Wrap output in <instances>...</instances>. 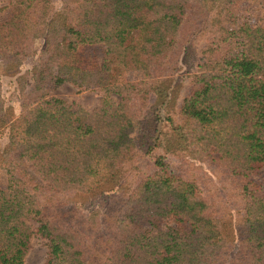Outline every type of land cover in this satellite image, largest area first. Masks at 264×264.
Returning a JSON list of instances; mask_svg holds the SVG:
<instances>
[{"label":"trees","instance_id":"trees-1","mask_svg":"<svg viewBox=\"0 0 264 264\" xmlns=\"http://www.w3.org/2000/svg\"><path fill=\"white\" fill-rule=\"evenodd\" d=\"M257 1L256 23L245 16L246 0H60L57 11L54 0L11 3L0 60L19 68L38 40L47 59L18 78L19 117L0 84V137L8 138L0 147V264H24L35 234L47 241L44 264H92V238L110 219L116 230L102 264H264V192L252 180L264 170ZM89 46L103 49L100 62L79 57ZM181 61L195 71L176 124L164 111ZM117 72L138 78L120 81ZM65 83L98 91L100 106L49 98ZM171 158L208 167L218 197ZM112 191L111 216L106 201L87 213L70 198L83 205ZM164 221L178 226L163 230Z\"/></svg>","mask_w":264,"mask_h":264},{"label":"rangeland","instance_id":"rangeland-1","mask_svg":"<svg viewBox=\"0 0 264 264\" xmlns=\"http://www.w3.org/2000/svg\"><path fill=\"white\" fill-rule=\"evenodd\" d=\"M16 0H0V7H7L6 11L4 13L0 14V23L8 20L12 15V7L11 3H14ZM245 5V13H247L245 16H248V18L252 21V23L258 22L259 18L262 16L263 9L262 5L257 0H246L244 3ZM54 6L55 10L57 11L60 6V0H54ZM194 39V38H193ZM196 45L194 46V51L198 54H200V50L204 48V41L203 38L197 37ZM34 49L36 50V54L30 56L27 58L23 64L15 69H11V65L8 59L0 60V84H1V90H2V96L5 101L6 106H11L14 110V114L16 117H19L21 114V100H20V90H19V83L18 78L22 75H24L27 72H31L35 66H44L46 64V54L43 52V41L38 40L35 45ZM79 57H81L86 62H92V63H98L102 60L103 57V49L99 46H89V47H82L79 49L78 52ZM184 58V57H183ZM188 63V62H187ZM186 62L181 61L179 65L177 66L176 71L168 77V83L170 85V89L168 91L169 98H168V108L164 113L165 116L167 114H171L174 118V122L178 124L180 122V117L178 116L179 109L182 105V102L184 98L189 94L191 89V81H192V75L194 74L193 66H187ZM194 63V62H193ZM118 76V80H127V81H135L138 78V75L133 72H123L116 74ZM49 98H59L67 103L75 104L76 106H79L86 110H94L100 106L101 103V93H99L96 90H80L78 87L72 85L71 83H65L62 86L58 87L56 90L52 91L49 94ZM118 99L117 97H115ZM170 111V113H168ZM137 127H134L132 130H130L131 136L136 135L137 133ZM8 144V138L6 136L0 137V147L3 149ZM172 159V158H171ZM178 159V157H177ZM173 161H176L175 165L176 167L180 168L183 172H188V175L192 177V175L195 177V179L199 182L200 186L203 188V190H206V192L210 195V197L214 196L217 198L218 196V189L219 185L215 183V180H213L209 176V172L207 171L209 168L206 167L203 163H201L199 160L195 161L193 160L194 166L186 163L180 162V160L172 159ZM144 161L142 163V171L149 172L152 169V164L148 158L143 157ZM207 169V170H206ZM28 172H31L30 169H28ZM208 172V173H207ZM136 173V171H135ZM222 178L225 179V177L222 176ZM254 183H257L258 186H260L262 192H264V170H261L258 172L253 178ZM226 181V179H225ZM7 185V175L5 171L0 170V187H5ZM115 191L107 192L103 196H101L98 200H92L88 203H83L82 198L79 196L70 195V198H74V200L77 201L75 206H81L82 209H84L85 212L89 213L95 208H97L100 204V202L106 201L108 202L104 208L108 207L110 199L115 195ZM79 201V202H78ZM222 199H218V203L220 206H222ZM229 201H227L228 203ZM111 203V202H110ZM224 204V203H223ZM231 205V203H229ZM74 206V205H73ZM73 206H68L70 210ZM114 210L116 208L115 204L110 205L108 209V215H110V210ZM224 209V208H223ZM115 222H112V219L108 221V225H106V229L102 235L97 236L95 238H92V243L90 247V260L92 264H102L104 258L103 254L106 252V246L105 243L110 238H113L116 227ZM184 226V229L188 230L189 227L187 224H181ZM32 226L34 229L37 228L36 223H32ZM178 224H176L173 221H164L161 225V228L165 230L167 227H177ZM145 228L150 229V226H147ZM154 233H156L157 229H153ZM47 241L40 237V235L35 234L31 239V249L26 257L24 264H44L47 258ZM232 256H236V251L232 253Z\"/></svg>","mask_w":264,"mask_h":264}]
</instances>
